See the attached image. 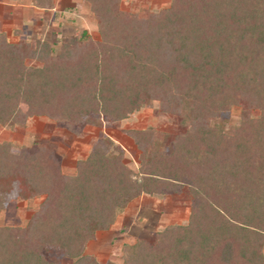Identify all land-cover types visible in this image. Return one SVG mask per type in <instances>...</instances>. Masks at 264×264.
<instances>
[{
  "label": "trees",
  "instance_id": "1",
  "mask_svg": "<svg viewBox=\"0 0 264 264\" xmlns=\"http://www.w3.org/2000/svg\"><path fill=\"white\" fill-rule=\"evenodd\" d=\"M31 1L53 9V0ZM84 1L96 38L62 37L55 50L0 34V121L42 116L75 134L147 101L184 131L168 145L153 129L125 132L138 151L135 172L108 138L76 161L73 176L60 173L49 148L0 143V186L21 199L44 196L24 226L0 227V264H56L44 257L50 247L72 264H97L83 254L95 232L132 200L183 187L192 199L186 225L125 246L121 264H264V0H170L154 14ZM233 108L236 125L225 131L221 118Z\"/></svg>",
  "mask_w": 264,
  "mask_h": 264
},
{
  "label": "rangeland",
  "instance_id": "2",
  "mask_svg": "<svg viewBox=\"0 0 264 264\" xmlns=\"http://www.w3.org/2000/svg\"><path fill=\"white\" fill-rule=\"evenodd\" d=\"M18 1L0 0V34L4 33L10 43L18 42L22 37L31 47L37 41H48L57 50L62 37L77 36L83 31L92 38L97 37L93 16L88 8L81 5L80 0H73L72 4L60 3L54 10L25 8L19 6ZM7 3L11 5H6ZM169 4L170 0H121L120 10L136 13L141 7H146L149 13L154 14L168 8ZM25 65L39 67L41 63L26 60ZM19 108L25 107L20 105ZM238 112V109L233 108L221 118L225 131L236 125ZM144 129L166 134L167 137L163 139L165 145L184 131L178 117L161 113L157 102L143 101L138 110L120 122L102 120L99 125L82 123L75 134L42 116L27 118L22 126L15 125L12 121H0V143L8 142L15 148H25L29 152L41 146L49 148L54 161L59 164L60 173L73 176L76 161L84 160L93 144L108 138L123 153L121 163L135 172L139 164L138 151L125 132ZM1 192L8 198V203L0 212V227L24 226L44 199L43 195L28 200L21 199L18 192L6 184L0 186ZM191 202L190 192L186 187L178 193L142 195L132 200L107 230L95 232L93 239L86 243L83 254L91 257L97 264H121L122 249L125 246H132L136 240L149 244L153 241L154 234L165 226H185ZM43 254L45 259L53 263L72 264L69 258L53 247L44 250ZM262 255L264 256V246Z\"/></svg>",
  "mask_w": 264,
  "mask_h": 264
},
{
  "label": "crops",
  "instance_id": "3",
  "mask_svg": "<svg viewBox=\"0 0 264 264\" xmlns=\"http://www.w3.org/2000/svg\"><path fill=\"white\" fill-rule=\"evenodd\" d=\"M26 1H28L27 3H25V1H24V3H23V1H18L17 3H18V5L19 6H21V7H25V8H35L34 6H33V1H31V0H26ZM54 1V4H53V10H54V8L55 7H57V5H59L60 3H64V4H69V3H73V0H53ZM81 1V5L83 6V7H85V9L87 8V3L84 1V0H80ZM9 2V1H8ZM10 3V2H9ZM9 3H7L6 5H11V4H9ZM31 3V4H30ZM30 6H29V5ZM64 4H63V7H64ZM74 5V4H73ZM62 6V5H61ZM60 7V6H59ZM39 23H42V22H39ZM94 26H95V24H93ZM96 31H97V29H96ZM22 37H20L19 39H21ZM18 39V40H19ZM23 39V38H22ZM17 40V41H18ZM12 43H17V42H12Z\"/></svg>",
  "mask_w": 264,
  "mask_h": 264
}]
</instances>
